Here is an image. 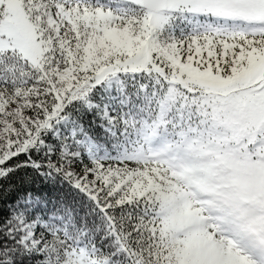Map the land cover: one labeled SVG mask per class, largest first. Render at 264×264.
I'll use <instances>...</instances> for the list:
<instances>
[{
    "label": "snow or ice",
    "instance_id": "1",
    "mask_svg": "<svg viewBox=\"0 0 264 264\" xmlns=\"http://www.w3.org/2000/svg\"><path fill=\"white\" fill-rule=\"evenodd\" d=\"M0 264H264V0H0Z\"/></svg>",
    "mask_w": 264,
    "mask_h": 264
}]
</instances>
